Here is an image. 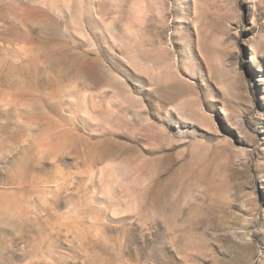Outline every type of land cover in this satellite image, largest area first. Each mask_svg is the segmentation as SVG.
<instances>
[{"label": "rangeland", "instance_id": "1", "mask_svg": "<svg viewBox=\"0 0 264 264\" xmlns=\"http://www.w3.org/2000/svg\"><path fill=\"white\" fill-rule=\"evenodd\" d=\"M0 264H264V0H0Z\"/></svg>", "mask_w": 264, "mask_h": 264}]
</instances>
